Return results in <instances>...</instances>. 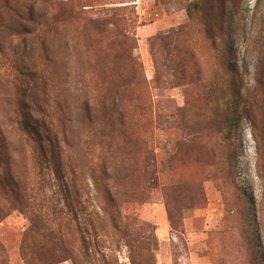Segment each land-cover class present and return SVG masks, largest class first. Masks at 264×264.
I'll list each match as a JSON object with an SVG mask.
<instances>
[{"label":"rangeland","instance_id":"1","mask_svg":"<svg viewBox=\"0 0 264 264\" xmlns=\"http://www.w3.org/2000/svg\"><path fill=\"white\" fill-rule=\"evenodd\" d=\"M111 85L136 141L123 157L92 113ZM43 224L73 250L56 264H132L136 234L150 264H264V0H0L8 264H28L22 239Z\"/></svg>","mask_w":264,"mask_h":264},{"label":"trees","instance_id":"2","mask_svg":"<svg viewBox=\"0 0 264 264\" xmlns=\"http://www.w3.org/2000/svg\"><path fill=\"white\" fill-rule=\"evenodd\" d=\"M117 85H111L107 87V95L103 97L106 102L103 101L101 98L99 103H96L94 105V110L92 113L96 114L101 107V111L105 114L107 118V129L110 130L109 136H111L113 139L117 136V145L115 144L111 148V152L117 153L120 156L127 155L129 151V144H134L136 141H133L132 138L128 136L126 125L123 122V119L120 117L122 116V112L118 109L117 103L114 101V95L111 93L116 90ZM121 112V113H120ZM119 115L118 118L116 116ZM121 119V120H120ZM120 120V126L118 128L117 133H114L113 131L117 128V122ZM241 121H242V109L240 106V100L237 97H234L229 104V115L226 121V133L225 138L228 139H234L237 136L240 135V129H241ZM92 124H95V122H91ZM113 130V131H112ZM118 136L122 137L123 143L118 141ZM51 144L57 145V150L53 149V152L51 155H59V158L62 156V149H61V142L56 137L54 140L52 137H50ZM110 143V142H109ZM113 142L109 146H112ZM105 169V167H103ZM100 172L98 175L92 173L93 181L96 185V189L100 190L102 186V182L100 180ZM150 175H151V181L149 185H154L156 182V169L153 167L150 169ZM3 183V182H2ZM14 188L18 189V183L16 185L14 184ZM3 187L5 188V185L3 184ZM106 190L109 192L108 197V206H113V203L115 201L114 196L111 194L112 188L111 186L106 185ZM107 207L103 209H107ZM112 218V216H111ZM113 221H115L114 218H112ZM119 225L115 223V227H118ZM133 238H127L129 241L130 248L132 252L135 250L138 251V254L136 256L132 253V264H150L143 262L140 260L141 255L145 258V254L143 253V249H146L149 245L151 246L153 243V238L151 235L143 237L139 234L133 235ZM31 241H37L38 246L36 249H30L28 247L29 243ZM72 248L66 243L65 236L62 231H54L52 230V227L49 228L47 225L43 224L42 228H38L36 226L29 227L22 239V253L24 256V259L28 262V264H34L35 261H40L45 264H56L59 263L67 258H72ZM141 253V254H140ZM4 256V249L0 245V258H2L1 264H8V261L5 259ZM147 259V258H145Z\"/></svg>","mask_w":264,"mask_h":264}]
</instances>
